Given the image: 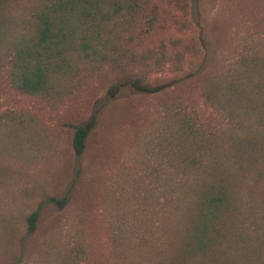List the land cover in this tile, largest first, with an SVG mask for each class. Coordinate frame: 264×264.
Returning a JSON list of instances; mask_svg holds the SVG:
<instances>
[{
	"label": "rangeland",
	"instance_id": "374dc122",
	"mask_svg": "<svg viewBox=\"0 0 264 264\" xmlns=\"http://www.w3.org/2000/svg\"><path fill=\"white\" fill-rule=\"evenodd\" d=\"M27 1L9 8L20 15ZM135 3L100 18L93 40L72 33L46 66L35 64L67 85L59 96L20 90L12 52L0 50V264H166L181 189L202 178L177 150L185 120L203 139L199 158L216 155L239 171L216 250L189 264H264V0ZM127 75L167 86H123L107 98ZM213 79L221 97L236 90L231 112L206 99ZM93 113L77 154L74 126ZM233 140L245 148L239 163Z\"/></svg>",
	"mask_w": 264,
	"mask_h": 264
},
{
	"label": "trees",
	"instance_id": "16d2710c",
	"mask_svg": "<svg viewBox=\"0 0 264 264\" xmlns=\"http://www.w3.org/2000/svg\"><path fill=\"white\" fill-rule=\"evenodd\" d=\"M10 1L0 0V50L12 52V78L20 90L49 98L61 95L67 85L47 76V67L39 70L35 64L43 63L46 66L51 55L61 47L70 45L68 36L72 33L81 31L83 42L84 39L93 40L91 36L101 26L100 18L110 14L113 16L125 7L132 8L139 0H29L26 2L27 9L20 15L13 14L8 4ZM105 4L113 13L103 9ZM123 86L153 93L166 88L167 84L152 86L127 75L110 84L106 91L107 98H113ZM219 87L217 80L210 81L204 92L205 97L212 106L224 108L229 113L232 107L227 103H230V95L236 90L228 85L225 95L221 97ZM95 121L96 115L93 113L87 121L74 126L72 143L77 154L84 152L86 138ZM189 122L185 120L181 123L182 145L177 150L184 155V168L187 170L188 166L202 178L196 180L193 186L181 189L183 205L179 211L184 214L181 220L175 219L176 234L169 240L171 247L167 252L173 259L171 262L165 255L166 264H189L192 257L216 250L223 235L225 217L234 205L235 190L238 188L235 181L239 171L236 167L229 166L228 162H220L216 155L209 156L207 160L199 158L198 146L203 139L199 145V140L192 136L195 128ZM234 143L235 140L230 143L229 150L233 162L237 160L239 163L245 148ZM262 146L261 140L257 139L253 149L260 152ZM37 216L36 210L27 215L28 230L35 229Z\"/></svg>",
	"mask_w": 264,
	"mask_h": 264
}]
</instances>
